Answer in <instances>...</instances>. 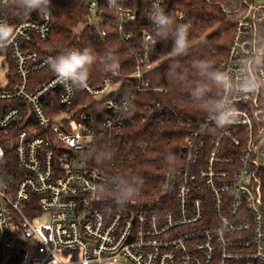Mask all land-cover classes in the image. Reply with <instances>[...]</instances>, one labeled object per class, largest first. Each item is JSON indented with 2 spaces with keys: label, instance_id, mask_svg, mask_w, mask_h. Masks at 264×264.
I'll return each instance as SVG.
<instances>
[{
  "label": "built area",
  "instance_id": "obj_1",
  "mask_svg": "<svg viewBox=\"0 0 264 264\" xmlns=\"http://www.w3.org/2000/svg\"><path fill=\"white\" fill-rule=\"evenodd\" d=\"M176 1L174 6L150 0L151 27L140 32L136 45L125 30L135 13L121 0L118 7L85 0L78 35L87 42L103 40V13L109 11L118 20V41L134 59L126 81L132 90L121 98L111 97L119 73L107 71L98 87L88 82L80 90H69L55 75L34 82L31 77L49 68L53 56L29 47L47 41L50 17L12 27L14 37L0 55L12 62L16 83L5 78L0 87V132L13 137L23 177L13 191L0 182V264L18 245L17 264H264V89L258 91L264 84V0H202L233 29L220 65L227 76L219 97L231 95L235 121L219 127L198 114L186 123L177 168L157 174L152 184L138 181L137 194L126 204L114 199L113 182L124 178L115 164L128 148L114 142L124 127L136 121L158 128L183 125L164 101L131 117L137 95L166 94L146 80L169 55L151 59L161 43H149L154 28L149 17L160 7L190 26L183 6L188 1ZM7 9L0 0V23L8 25ZM78 94L101 102L108 116L99 125L86 103L76 104ZM98 142L111 151L107 167L89 163L87 154ZM3 157L0 146V163Z\"/></svg>",
  "mask_w": 264,
  "mask_h": 264
},
{
  "label": "trees",
  "instance_id": "obj_2",
  "mask_svg": "<svg viewBox=\"0 0 264 264\" xmlns=\"http://www.w3.org/2000/svg\"><path fill=\"white\" fill-rule=\"evenodd\" d=\"M167 1L170 5H177L176 0ZM187 1L186 5L183 6H185L187 15L191 21L189 26V52L186 56L179 58V69L189 73L193 79H196L195 73L191 70L193 60L196 58H206L220 69L222 59L232 38L233 29L228 25L202 40L201 36L204 37L213 29L222 27L228 23V20L221 15L216 7L209 6L203 3L202 0ZM121 2L124 7L135 13V20L127 24L125 30L132 34L131 41L138 45L140 32L145 29L148 30L151 27L146 18L150 0H121ZM50 11L52 15L50 16V34L47 41L34 42L29 49L40 55L50 54L52 56L59 54L61 50L65 49L83 50L85 48L93 49L100 57L112 54L119 61L120 69L119 76L115 79V90L117 91L111 97L121 98L128 96V93L132 89L126 84V81L134 65V59L128 52L127 47L118 41V20L115 15L109 11H104L105 23L102 29L106 33L105 38L103 40L98 39L94 42H87L84 36L78 35V31H76L87 14L85 0H51ZM5 13L7 23L11 27L20 20H37L39 17L36 12L30 15L23 13L16 14L11 8L7 9ZM178 22L185 24V22ZM200 38L201 41H196V39ZM171 50V40L162 42L157 48V52L151 55V59L164 58ZM7 60L10 66L6 73V78L14 85L16 83L14 67L8 57ZM105 72L107 70L100 63H97L93 67L88 80L92 87L100 85L102 75ZM54 75L50 68H47L43 72L33 75L31 79L36 83H42ZM146 80L153 87L166 90V94L161 95L156 92H150L137 95L132 105L131 117H136L145 106L153 102L164 101L169 105H173L171 109L175 114L174 117L181 118L183 125L170 124L158 128L152 124L140 126L138 121L134 122L133 125H126L120 133L119 141L117 140L114 143L118 147L126 145L128 148L126 149L123 162L119 163L118 161L115 164V168L119 169L121 176H124L126 179H135L152 184L157 174L177 168L180 161L179 150L189 131L186 123L193 120L198 114L205 113V109L203 106L193 102L187 86L180 87L174 83L169 59L162 60V63L157 68L156 75H148ZM219 94L220 89L213 86L210 95L219 97ZM79 102H84L88 105L87 109L92 113V120L96 126L108 116L100 101L79 95L76 104ZM51 106H55L53 100ZM149 135L151 136L149 137ZM12 138V136L7 137L0 132V146L4 150V157L0 163V182L8 185L13 191L17 182L23 177V174L15 162L14 152L10 144ZM139 145H141L140 148ZM103 147L106 149H103ZM110 152L107 144L98 142L87 154L89 163L91 165L107 167L106 161H111V159H108ZM129 156H132L131 160H128ZM108 171L113 173L111 169ZM136 189H138V185H136ZM19 249H21L19 245L15 246L6 264H17L16 254Z\"/></svg>",
  "mask_w": 264,
  "mask_h": 264
},
{
  "label": "clouds",
  "instance_id": "obj_3",
  "mask_svg": "<svg viewBox=\"0 0 264 264\" xmlns=\"http://www.w3.org/2000/svg\"><path fill=\"white\" fill-rule=\"evenodd\" d=\"M109 7H118V0H108ZM5 8H11L16 14L30 15L36 12L38 15L50 17L51 0H2ZM151 23L154 25L149 43L172 41V50L168 55L170 69L174 83L180 87L187 86L194 103L205 109V114L219 127H224L235 121L238 116L234 102L229 96L214 97L210 95L213 86L223 89L226 72L218 69L206 58H196L191 65L192 72L196 79L179 69V58L189 52V25L179 23L177 18L167 13L163 8L155 7L150 13ZM14 37L10 25L0 23V49L6 48ZM260 55V53H258ZM100 63L113 75L119 73L120 64L112 54L103 57L91 48L65 49L59 54L50 57L48 66L55 74L58 81L64 84L69 90H80L86 87L93 67ZM264 84L260 85L261 90ZM243 91V89H240ZM136 183L122 178V183L113 182L116 192L114 199L118 204H126L137 194Z\"/></svg>",
  "mask_w": 264,
  "mask_h": 264
},
{
  "label": "rangeland",
  "instance_id": "obj_4",
  "mask_svg": "<svg viewBox=\"0 0 264 264\" xmlns=\"http://www.w3.org/2000/svg\"><path fill=\"white\" fill-rule=\"evenodd\" d=\"M228 22H229V20H228ZM228 25H229V23L223 25L220 28L213 29L211 32L206 34L203 38L206 39L209 35L214 34V33L218 32L219 30H222L223 28L227 27ZM80 30H81V26H79L76 29V31H78V32ZM0 56H2V55H0ZM9 66H10V64L8 63V60L4 56L0 57V87L4 86V82H5V78H6L5 73L9 70ZM45 221H46L45 218L43 220H40V222H45ZM35 223H37V222H35Z\"/></svg>",
  "mask_w": 264,
  "mask_h": 264
}]
</instances>
